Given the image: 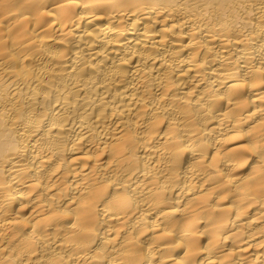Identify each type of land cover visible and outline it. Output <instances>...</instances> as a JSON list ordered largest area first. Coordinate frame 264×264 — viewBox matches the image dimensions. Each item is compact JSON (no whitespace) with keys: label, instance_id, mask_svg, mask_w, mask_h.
Returning a JSON list of instances; mask_svg holds the SVG:
<instances>
[{"label":"bare ground","instance_id":"obj_1","mask_svg":"<svg viewBox=\"0 0 264 264\" xmlns=\"http://www.w3.org/2000/svg\"><path fill=\"white\" fill-rule=\"evenodd\" d=\"M0 264H264V0H0Z\"/></svg>","mask_w":264,"mask_h":264}]
</instances>
